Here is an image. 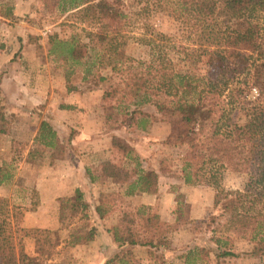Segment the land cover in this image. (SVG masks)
<instances>
[{"label": "trees", "instance_id": "1", "mask_svg": "<svg viewBox=\"0 0 264 264\" xmlns=\"http://www.w3.org/2000/svg\"><path fill=\"white\" fill-rule=\"evenodd\" d=\"M138 1L142 3L140 12L163 11L179 21L183 40L175 44L166 35L147 31L149 56L134 59L125 55L116 42L130 19L120 7V0H57L60 11H73L80 22L93 25L94 30L86 32L88 42L78 34L68 38L47 34V55L64 71L65 82L72 72L71 65H82L81 80L90 77L87 81L94 84L105 83L114 74L127 76L129 81L122 88L103 93V96L115 93L116 115L133 119L144 105L156 110L167 107L176 110L187 129L170 131L163 143L183 147L175 176L183 185L204 184L215 189L214 212L207 215L203 228L212 245L214 264H219L221 258L239 254L233 250L236 238L250 244L241 255L261 257L264 254V83L256 81L264 73L261 70L264 51L259 42L264 38V0ZM169 48L174 49L173 57L181 63L179 66L166 52ZM231 57L241 59L239 68L227 65ZM95 64L108 68L109 74L91 72ZM254 85L256 93L250 99L247 92ZM67 89L74 88L67 86ZM145 116L134 118L137 126L144 128ZM4 118L0 104V123ZM32 143L26 160L37 151L57 145L56 133L46 120L38 122ZM110 144L131 166L108 160L100 164L98 178L113 179L122 185L120 191H100L92 206L98 220L117 212L106 231L121 250L102 264H141L140 258L124 247H141L151 264H166L161 250L168 248V236L177 229L176 222L164 221L146 204L127 210L119 205L123 197L155 193L158 171H169L167 160L160 158L157 170L145 169L126 140L113 134ZM225 170L247 174L241 189L220 187ZM9 177L7 168L1 164L0 183ZM73 194L68 203L67 221L60 222V227L68 228L64 244L70 246L92 241L97 231L95 226L87 224V204L80 189L75 188ZM7 208L6 200L0 198L1 264L27 258L20 246H14L10 233L4 234V229L9 230ZM72 218L77 222L71 221ZM196 255V249H188L180 257L184 264H193Z\"/></svg>", "mask_w": 264, "mask_h": 264}, {"label": "rangeland", "instance_id": "2", "mask_svg": "<svg viewBox=\"0 0 264 264\" xmlns=\"http://www.w3.org/2000/svg\"><path fill=\"white\" fill-rule=\"evenodd\" d=\"M141 6L138 0H120V7L130 18L123 34L116 39L125 55L134 59L148 58L150 30L172 38L175 44L183 40L179 21L163 11L140 12ZM89 30H94L93 25L80 22L73 11H60L57 0H0V52L9 55L5 60L0 59V104L5 112L4 121L0 123V165L10 174L8 180L0 183V198L8 204L9 230L4 229V234L10 233L14 246H20L27 255L22 262L15 260L11 264H102L121 250L106 231L115 221L117 212L100 220L92 212L100 191L122 189L113 179L98 178L101 162L108 160L131 166L130 161L111 146L113 134L132 145L133 154L143 168L157 170L162 157L169 167V171H158L155 193L123 197L119 208L127 210L146 204L164 221L176 222L177 229L168 236V248L161 250L166 264H184L180 256L188 249H196L193 264H214L212 245L203 228L207 215L214 212L215 189L204 184L181 185L175 176L183 147L163 143L170 131L187 129L179 113L171 107L156 110L144 105L133 119L116 115L115 93L109 96L103 93L122 88L129 81L127 76L114 74L111 80L94 84L87 81L90 77L81 80L82 65H71L72 72L65 82L64 71L47 55V34L57 33L63 38L78 34L88 42L86 32ZM22 39L25 43H21ZM259 42L264 51V38ZM166 52L176 66L181 64L173 57L174 49ZM227 65L239 68L241 59L231 57ZM96 70L109 74L108 68L95 64L91 72ZM256 82L264 83V73ZM67 86L74 89L68 90ZM255 89L256 85L247 92L250 99ZM142 114H146L144 128L137 126L134 119ZM41 119L54 128L57 145L33 153L29 160L23 159L33 146L29 141ZM246 179L244 172L225 170L220 187L241 189ZM76 187L87 204V224L95 226L97 231L92 241L70 246L64 244L68 228L60 227V222L67 221L68 203ZM71 221L77 222L74 218ZM41 231L49 234L43 236ZM249 247L245 239H234L233 250L239 254L221 258L219 264H264V254L261 257L240 254ZM123 249L140 258L141 264H151L143 248Z\"/></svg>", "mask_w": 264, "mask_h": 264}, {"label": "crops", "instance_id": "3", "mask_svg": "<svg viewBox=\"0 0 264 264\" xmlns=\"http://www.w3.org/2000/svg\"><path fill=\"white\" fill-rule=\"evenodd\" d=\"M21 43H25V40L24 39H22L21 40ZM12 51V45L10 46V52ZM11 57V56H10ZM7 58H9V55L7 54V53H5V52H0V59H7ZM12 84H13V82H11ZM16 89H18V86L16 87ZM36 128H37V125H36V127H35V129H34V132L32 133V138L30 139V143H32V140H33V136L35 135V132H36ZM53 128V127H52ZM54 129V128H53ZM55 131V130H54ZM56 133V132H55ZM81 136L83 135V133H81L80 134ZM56 137H57V135H56ZM68 139H70V138H68ZM71 142V141H70ZM72 143V142H71ZM132 146V145H131ZM27 153V152H26ZM26 153L24 154V157H23V159H25V155H26ZM55 167H56V169H57V165H55ZM154 170H156V169H154ZM99 173H100V166H99ZM99 173H98V175H99ZM93 177V176H92ZM95 177V176H94ZM61 179V178H60ZM109 179V178H108ZM180 182H181V180H180ZM181 185H183L182 184V182L180 183ZM77 188V187H76ZM75 189V188H74ZM79 189V188H78ZM74 191V190H73ZM139 195H143V194H139ZM129 197V196H128Z\"/></svg>", "mask_w": 264, "mask_h": 264}]
</instances>
